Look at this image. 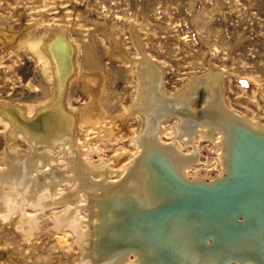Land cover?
Instances as JSON below:
<instances>
[{"label":"bare ground","instance_id":"6f19581e","mask_svg":"<svg viewBox=\"0 0 264 264\" xmlns=\"http://www.w3.org/2000/svg\"><path fill=\"white\" fill-rule=\"evenodd\" d=\"M45 39L18 40L42 60V93L48 96L0 114L8 140L0 155L7 165L0 167V214L20 216L14 226L29 235L37 216L27 208L69 202L52 209L53 223L74 232L79 264H264V125L227 104L221 73L209 67L168 90L163 67L135 40L139 56L124 60L133 75L126 110L140 119L134 136L139 151L114 178L116 170L106 162L84 156L89 149L81 148L73 129L97 123L105 88L82 76L80 45L62 26ZM53 77L54 85H47ZM77 82L89 100L74 108L68 89ZM172 119L168 130L163 124ZM193 133L217 146L221 165L214 175L193 170L200 160ZM179 136L191 150L184 151ZM56 148L67 152L59 171L53 163ZM62 184L73 186L65 190ZM190 186L214 190L204 195ZM68 234L61 236L66 244Z\"/></svg>","mask_w":264,"mask_h":264},{"label":"rangeland","instance_id":"374dc122","mask_svg":"<svg viewBox=\"0 0 264 264\" xmlns=\"http://www.w3.org/2000/svg\"><path fill=\"white\" fill-rule=\"evenodd\" d=\"M57 26L80 45L79 59L86 72L82 76L91 79L95 87L105 88L101 100L104 112L97 123L81 128L75 124L73 129L81 148L89 149L84 156L106 162L116 170L114 178L125 172V163L139 151L134 136L140 119L126 110L132 99L133 75L131 64L124 60L126 55L139 56L135 40L163 67L168 90H175L188 77L200 75L209 67L216 68L225 85L227 104L264 125V0H0L1 115L14 104L48 96L42 93V60L37 61L36 54L18 40L28 35L47 39L49 31ZM45 40L44 45L50 42ZM52 81L47 85H54V77ZM68 93L74 108L89 100L80 82ZM201 104L199 99L193 106L199 108ZM173 121L163 125L171 130ZM6 134L0 123V150L4 151ZM191 136L200 153L193 170L214 175L221 165L217 146L206 136ZM160 137L168 140V135ZM179 139L184 151L191 150ZM18 143L25 146L23 141ZM56 149L53 163L59 171L65 168L63 156L67 152ZM1 166H7L3 159ZM62 185L65 190L73 186ZM85 197L83 193L82 199ZM68 203L45 210H39V206L27 208L38 219L29 235H22L20 227L14 226L20 216L0 214V264H79L74 232L57 229L53 223V210H62ZM80 214L84 215L82 211ZM67 232L66 244L61 236Z\"/></svg>","mask_w":264,"mask_h":264},{"label":"water","instance_id":"95a60500","mask_svg":"<svg viewBox=\"0 0 264 264\" xmlns=\"http://www.w3.org/2000/svg\"><path fill=\"white\" fill-rule=\"evenodd\" d=\"M192 187V192L193 193H200V194H204L205 195V190H214V189H210V188H207V187H200V186H190ZM216 189V188H215ZM223 200V199H222ZM170 203V202H169ZM165 204L161 205V206H157L155 209H158V207H163ZM167 206V205H166ZM242 217V214L241 213H238L236 218H237V221H241L240 218ZM263 235V234H262ZM261 237V236H260ZM262 239V238H261ZM260 243H261V246L264 248V244L263 242L260 240Z\"/></svg>","mask_w":264,"mask_h":264}]
</instances>
